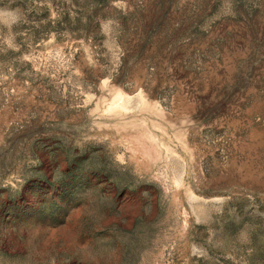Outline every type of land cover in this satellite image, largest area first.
<instances>
[{
    "label": "rangeland",
    "instance_id": "rangeland-1",
    "mask_svg": "<svg viewBox=\"0 0 264 264\" xmlns=\"http://www.w3.org/2000/svg\"><path fill=\"white\" fill-rule=\"evenodd\" d=\"M0 264H264V0H0Z\"/></svg>",
    "mask_w": 264,
    "mask_h": 264
}]
</instances>
